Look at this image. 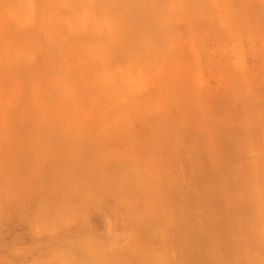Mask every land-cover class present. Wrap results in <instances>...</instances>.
I'll return each mask as SVG.
<instances>
[{
	"label": "rangeland",
	"instance_id": "rangeland-1",
	"mask_svg": "<svg viewBox=\"0 0 264 264\" xmlns=\"http://www.w3.org/2000/svg\"><path fill=\"white\" fill-rule=\"evenodd\" d=\"M157 101L239 146L245 204L212 257L264 264V0H0V264H77L55 252L78 218L57 201Z\"/></svg>",
	"mask_w": 264,
	"mask_h": 264
},
{
	"label": "crops",
	"instance_id": "crops-1",
	"mask_svg": "<svg viewBox=\"0 0 264 264\" xmlns=\"http://www.w3.org/2000/svg\"><path fill=\"white\" fill-rule=\"evenodd\" d=\"M148 105L136 121L127 114L121 136L104 135L93 146L92 166L78 170L76 187L57 201L78 216L64 224L76 235L55 250L65 260L193 264L205 254V264H214L215 253L231 248L230 205L245 204V156L238 145L231 153L229 136L198 113L162 101ZM47 205L37 203L33 220Z\"/></svg>",
	"mask_w": 264,
	"mask_h": 264
}]
</instances>
